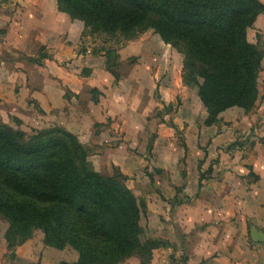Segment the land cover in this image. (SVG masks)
<instances>
[{
  "label": "rangeland",
  "instance_id": "1",
  "mask_svg": "<svg viewBox=\"0 0 264 264\" xmlns=\"http://www.w3.org/2000/svg\"><path fill=\"white\" fill-rule=\"evenodd\" d=\"M28 3L0 0V121L27 136L45 133L64 140L79 165L87 154L89 168L126 176L140 208L144 249L117 264H203L204 257L193 256L191 232H185L196 225L231 228V233H210L195 244L207 255L233 237L229 250L239 251L231 257L234 264L245 263L242 250L252 251L247 264H264V241L251 238L253 226L264 230V57L255 106L231 107L208 125L209 112L198 87L183 76L184 54L153 29L126 41L84 26L79 35L60 31L44 44L47 35L41 28L47 19L33 15L36 11L32 6L34 11H29ZM145 36L149 45L135 46ZM247 38L264 51V13L248 29ZM129 42L136 48L122 55L119 50ZM67 44L69 54L64 52ZM75 52L83 55L75 57ZM41 54L50 59H23ZM99 55L105 56L103 61L90 60ZM105 71L111 73L105 85L120 82L131 93L129 102L112 111L105 105L111 95L94 84ZM59 72L69 78L60 79L64 103L54 106V95L46 89L51 88V75ZM92 74L95 79L87 80L81 94L67 85ZM187 217L195 218V225ZM44 256L48 264H72L80 253L69 244L63 249L47 245L40 228L23 237L0 215V264H42Z\"/></svg>",
  "mask_w": 264,
  "mask_h": 264
},
{
  "label": "trees",
  "instance_id": "2",
  "mask_svg": "<svg viewBox=\"0 0 264 264\" xmlns=\"http://www.w3.org/2000/svg\"><path fill=\"white\" fill-rule=\"evenodd\" d=\"M57 5L93 32L131 41L153 29L177 47L185 58L183 76L198 87L209 112L208 125L231 107L250 110L257 102L264 51L248 40L247 31L264 13L260 0H57ZM47 57L23 59L38 63ZM44 135L27 136L0 121V215L12 230L28 237L40 228L47 245L73 246L80 258L72 264H117L144 249L140 208L126 176L89 168L87 154L79 165L64 140Z\"/></svg>",
  "mask_w": 264,
  "mask_h": 264
},
{
  "label": "crops",
  "instance_id": "3",
  "mask_svg": "<svg viewBox=\"0 0 264 264\" xmlns=\"http://www.w3.org/2000/svg\"><path fill=\"white\" fill-rule=\"evenodd\" d=\"M44 1L45 0H29V3H28L29 6L27 7V9L28 8L30 9V10L28 9L29 11H32V12L34 10L36 11V13L33 12V15L35 14V16H37L39 14V16H41L42 18L47 19L46 25H44V27L41 28V33H45L47 35V39L43 40L44 44L46 43V40H49L51 38H55L53 36L56 35V33L60 32V31H66V33H68V35H70V33H72V32H75L76 34L79 35L83 31L84 26H85L83 24V22L81 20H73V19H71V17L67 13L60 11L58 9L57 0H49V3L46 4L47 7H46ZM40 4H42V6ZM31 6L34 8V10H32ZM39 6H41V9L39 8ZM144 38H146V36L141 38V40L138 41L136 43L137 45L135 44V46H138L140 48L148 46L149 42L145 41L146 39H144ZM51 41H53V39ZM161 42L163 43L161 48H166L165 42L164 41H161ZM51 43H53V42H51ZM135 46L131 45V42H129L128 44L123 45L122 48L119 50V52H121V54L125 55V56L129 55V54H131V48L135 47ZM65 47H66V49L64 50V52L66 54H69L71 52L69 44H67ZM88 53H89V50H88ZM103 53H105V52H103ZM82 55H83L82 53L77 52L75 57L76 56L80 57ZM71 56H73V55H71ZM97 58H99L103 61L105 56L99 55L98 57L90 58V60H95ZM44 59H46V58H44ZM47 59H50L49 56L47 57ZM49 61L55 62V60H49ZM16 73L18 74L19 72H16ZM59 73L61 74L59 76H57L55 74L51 75V79H52L51 81H53L52 84L50 85L51 88L46 89L47 94H49V96L54 95L53 101L50 99L51 102H54V106L55 105L57 106V104H63L64 103V99H62V97L64 96L65 86H64V83L60 81V79H62L64 73H62V72H59ZM67 74L70 75L69 72H67ZM110 74L108 71L107 72L105 71L103 76H100V79H98V80L95 79L94 74H92L93 75L92 77L85 76L82 79L74 80V82H71L67 85L75 93L81 94L83 87L85 89H87V86H88L87 80H89V78H93V80L95 79V81H94L95 86L99 87L104 92L108 91V93L111 95V97H108L107 101H105V105L106 106L111 105L108 111H112L114 109H117V105H119V106L123 105L124 106V104L126 102H129L128 100H130V98H131V93H129V91L126 92L125 90H123L121 88L120 82H117L118 84L115 87H109L108 85H105V83H106L105 79L111 78ZM63 78L67 79V78H69V76L67 78L66 77H63ZM107 87H109V88H107ZM42 88H44V87H42ZM32 89H34V87ZM22 92L24 93L23 87L21 88L20 93H22ZM36 92L40 93L39 90H36ZM44 92H45V90H44ZM104 96L105 95H103V97ZM102 103H103L102 101L98 102L99 105ZM101 110L105 111V108L104 109L102 108ZM129 126H131V123L129 124ZM117 152L118 151H116V153ZM185 219L189 220V222H191V224L195 225V222H196L195 218L192 217L191 219L190 218L188 219V217H187ZM210 226L211 225L206 226V227H204V226L200 227L199 225H196L195 229H193V228L192 229H185V232H187V233L189 232L188 234H190V232H191L189 240L191 241V245H192L191 249L194 252L193 256L195 255V257H204L203 258L204 259L203 264H234L232 262L231 257L233 255L237 254L239 251L230 252V250H229L228 245H231L233 243V240H234L233 237H229V239L227 237L228 240L226 242H225V240L223 241L222 245H220V247H219L220 249L218 251H215V253H211L209 255H207V252H206L207 250H204L203 248L198 247V245L195 246V244L200 243V240H204V239L208 238L207 236L210 233H212L214 235L215 234L221 235L223 232H227V230L230 232V229H231L229 227L230 229L227 228L225 230H221V228H217L216 226H212L211 228H210ZM260 230L264 232V230H262V229H260ZM260 242H263V241H260ZM240 252L241 253H239V254H241V256H243V258L246 261H245V263L244 262L243 263L237 262L236 264H247L246 263L248 260L247 258L249 256H252V251H247V252L245 251L244 252L242 250ZM255 252L257 253V251H255ZM42 264H48L47 257H45V256L43 257ZM258 264H263V263H258Z\"/></svg>",
  "mask_w": 264,
  "mask_h": 264
},
{
  "label": "water",
  "instance_id": "4",
  "mask_svg": "<svg viewBox=\"0 0 264 264\" xmlns=\"http://www.w3.org/2000/svg\"><path fill=\"white\" fill-rule=\"evenodd\" d=\"M251 238L256 242L264 241V232L253 226L251 228Z\"/></svg>",
  "mask_w": 264,
  "mask_h": 264
}]
</instances>
